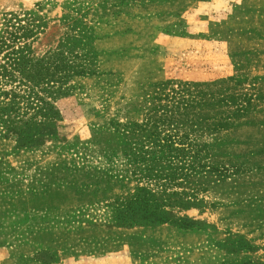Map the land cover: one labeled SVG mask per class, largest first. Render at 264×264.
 Segmentation results:
<instances>
[{"label": "rangeland", "instance_id": "rangeland-1", "mask_svg": "<svg viewBox=\"0 0 264 264\" xmlns=\"http://www.w3.org/2000/svg\"><path fill=\"white\" fill-rule=\"evenodd\" d=\"M24 9L0 264H264V0H0V35Z\"/></svg>", "mask_w": 264, "mask_h": 264}, {"label": "trees", "instance_id": "trees-1", "mask_svg": "<svg viewBox=\"0 0 264 264\" xmlns=\"http://www.w3.org/2000/svg\"><path fill=\"white\" fill-rule=\"evenodd\" d=\"M40 21V14L32 9H24L21 11H6L3 16V28H1L0 35V48L6 47L10 49L7 51L5 58L7 57V65L13 70L24 58L27 56L23 54V50L29 47L27 41L23 44L16 46L17 41H21V38H30L37 34V29L42 25ZM1 67V65H0ZM5 71L0 73L6 80L14 79V73L12 70H8L5 66ZM17 78V77H16ZM15 80V79H14Z\"/></svg>", "mask_w": 264, "mask_h": 264}]
</instances>
